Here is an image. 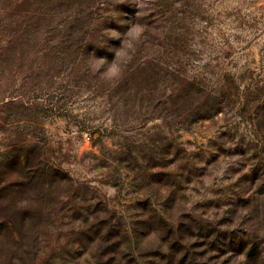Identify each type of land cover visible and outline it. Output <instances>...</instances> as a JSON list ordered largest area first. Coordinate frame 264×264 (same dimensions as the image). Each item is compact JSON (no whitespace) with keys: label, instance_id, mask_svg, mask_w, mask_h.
I'll return each instance as SVG.
<instances>
[{"label":"rangeland","instance_id":"obj_1","mask_svg":"<svg viewBox=\"0 0 264 264\" xmlns=\"http://www.w3.org/2000/svg\"><path fill=\"white\" fill-rule=\"evenodd\" d=\"M109 1L84 29L87 0H0V189L22 145L58 172L45 201L0 198V221L29 200L46 216L0 235V264H264V0ZM135 23L102 79L88 59Z\"/></svg>","mask_w":264,"mask_h":264},{"label":"trees","instance_id":"obj_2","mask_svg":"<svg viewBox=\"0 0 264 264\" xmlns=\"http://www.w3.org/2000/svg\"><path fill=\"white\" fill-rule=\"evenodd\" d=\"M111 6L109 0H87V3L84 5L82 4V13L86 17L85 23L82 22V26L84 29L88 28L93 21L103 24H107V20H111V17H105L103 15H100L99 17H93V15L100 14V11L103 9V6H105L106 10H109V8L106 6ZM122 10V9H121ZM121 10L119 12H121ZM173 12V8L170 7L169 13ZM161 10L158 11L157 15H160ZM161 17V15H160ZM220 94L223 96L225 95L224 89L222 88L220 90ZM214 96H217V91H214ZM218 97V96H217ZM220 97V95H219ZM219 104H222V102H219ZM13 164L15 166V169H18V180L15 184L5 185L4 188L0 189V198L5 197V193L7 191L9 192H21L25 189H29L30 191L33 189V187H38L36 192H33L32 195L34 196L37 203L39 200H44L46 198V189L49 185L47 181V176H43L44 174H48L49 172H55L58 173L56 170H54V167L52 165H49L45 160H42V155L40 154V146H25L22 145L18 147L17 149V156L13 161H10V163L7 162L6 169L9 168ZM58 180V177L55 178V181ZM10 189H12L10 191ZM31 195V196H32ZM30 196V197H31ZM29 197V198H30ZM33 200L27 201L28 204L21 205L17 210L15 211L14 216H8L4 217L2 221H0V235L4 232H10V229L14 228V225L20 224L22 227L23 225H27L29 222L34 220L35 218H39V216L42 217V219H46V216L44 215V211L40 209V207L32 202ZM42 211V212H41ZM111 231V228L109 229V232ZM107 232V233H109ZM219 234H222L219 231ZM129 236L127 234V230L124 229V227H121L120 230L111 231L109 235L106 236L107 241H112L113 246L115 249H119L120 246L123 244L126 237ZM103 237H100V240ZM219 238V236H218ZM227 240L228 243L225 246H228L229 248H239L243 250H249L248 256H251V254H255L258 252L257 244L253 247H248L247 245H243V242L237 243V237L232 238V236L228 234H223L221 241ZM123 241V242H122ZM220 241V242H221ZM216 243V242H215ZM237 245V247H236ZM264 251H261L263 253ZM260 255V254H259ZM255 260H258V255L254 256Z\"/></svg>","mask_w":264,"mask_h":264},{"label":"clouds","instance_id":"obj_3","mask_svg":"<svg viewBox=\"0 0 264 264\" xmlns=\"http://www.w3.org/2000/svg\"><path fill=\"white\" fill-rule=\"evenodd\" d=\"M114 33V39H120V34L115 31H108ZM143 28L139 24H134L129 28V31L123 38L122 45L115 50V59L108 63L106 59L95 57V54L88 59L91 70L98 73L102 79L108 82L117 81L122 78L124 72V64L121 60L122 56H127L129 52L134 49L142 35ZM103 69V71H101Z\"/></svg>","mask_w":264,"mask_h":264}]
</instances>
